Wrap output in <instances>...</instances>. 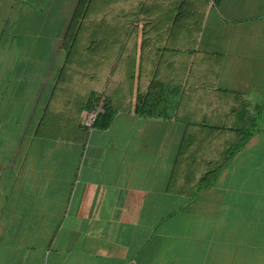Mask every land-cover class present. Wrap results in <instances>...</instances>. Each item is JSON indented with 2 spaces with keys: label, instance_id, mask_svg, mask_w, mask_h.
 I'll return each mask as SVG.
<instances>
[{
  "label": "crops",
  "instance_id": "1",
  "mask_svg": "<svg viewBox=\"0 0 264 264\" xmlns=\"http://www.w3.org/2000/svg\"><path fill=\"white\" fill-rule=\"evenodd\" d=\"M0 264H264V0H0Z\"/></svg>",
  "mask_w": 264,
  "mask_h": 264
},
{
  "label": "trees",
  "instance_id": "2",
  "mask_svg": "<svg viewBox=\"0 0 264 264\" xmlns=\"http://www.w3.org/2000/svg\"><path fill=\"white\" fill-rule=\"evenodd\" d=\"M96 107H93L91 110L95 109ZM111 122H112V113L108 109H104V112L99 116L97 121L94 123L93 127L105 129L110 126Z\"/></svg>",
  "mask_w": 264,
  "mask_h": 264
},
{
  "label": "built area",
  "instance_id": "3",
  "mask_svg": "<svg viewBox=\"0 0 264 264\" xmlns=\"http://www.w3.org/2000/svg\"><path fill=\"white\" fill-rule=\"evenodd\" d=\"M103 112H104V109L101 107H97L91 111H88L84 119L85 126L92 128L94 123L97 121V119Z\"/></svg>",
  "mask_w": 264,
  "mask_h": 264
},
{
  "label": "rangeland",
  "instance_id": "4",
  "mask_svg": "<svg viewBox=\"0 0 264 264\" xmlns=\"http://www.w3.org/2000/svg\"><path fill=\"white\" fill-rule=\"evenodd\" d=\"M130 18V17H129ZM132 18H130L129 20H131ZM86 24V23H85Z\"/></svg>",
  "mask_w": 264,
  "mask_h": 264
}]
</instances>
